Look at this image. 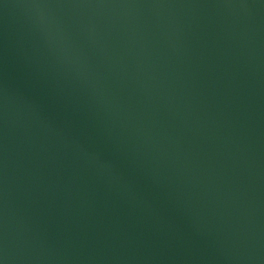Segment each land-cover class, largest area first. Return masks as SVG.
I'll use <instances>...</instances> for the list:
<instances>
[{"label":"water","instance_id":"95a60500","mask_svg":"<svg viewBox=\"0 0 264 264\" xmlns=\"http://www.w3.org/2000/svg\"><path fill=\"white\" fill-rule=\"evenodd\" d=\"M0 264H264V0H0Z\"/></svg>","mask_w":264,"mask_h":264}]
</instances>
